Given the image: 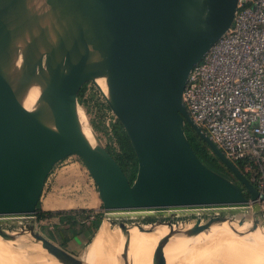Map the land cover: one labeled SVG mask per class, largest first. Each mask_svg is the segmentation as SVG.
I'll return each instance as SVG.
<instances>
[{"label":"water","instance_id":"95a60500","mask_svg":"<svg viewBox=\"0 0 264 264\" xmlns=\"http://www.w3.org/2000/svg\"><path fill=\"white\" fill-rule=\"evenodd\" d=\"M236 4L0 0V236L15 240L29 234L62 264H86L36 227L45 179L72 154L81 158L96 184L102 217L122 234L121 264L129 263L133 225L147 231L168 227L152 264H167L169 242L214 223L235 222L237 211L251 209L252 222L242 231L229 225L233 231L262 225L264 193L191 119L183 101L190 70L229 28ZM98 77L105 78L106 91ZM87 82L99 89L129 137L138 164L132 182L92 127L93 144L82 131L78 91ZM33 87L38 93L27 108L22 95ZM185 124L236 179L197 156ZM189 214H197L193 223L189 216L173 220ZM144 216L155 219L144 223L139 220ZM245 221L241 217L238 223ZM11 224L16 226L3 227Z\"/></svg>","mask_w":264,"mask_h":264},{"label":"built area","instance_id":"2783aa9c","mask_svg":"<svg viewBox=\"0 0 264 264\" xmlns=\"http://www.w3.org/2000/svg\"><path fill=\"white\" fill-rule=\"evenodd\" d=\"M183 101L264 193V0H237L229 28L190 70Z\"/></svg>","mask_w":264,"mask_h":264},{"label":"bare ground","instance_id":"6f19581e","mask_svg":"<svg viewBox=\"0 0 264 264\" xmlns=\"http://www.w3.org/2000/svg\"><path fill=\"white\" fill-rule=\"evenodd\" d=\"M37 4H38V2H36V5ZM30 5H32V1H30ZM96 81L99 83L101 88L104 91H106L105 78L104 77H98L96 79ZM37 93H38V89L33 87L27 93L22 95V102H23L25 107H27V108L33 107ZM78 114H79V120L81 123L82 131L85 134V136L89 139V141L93 144L94 136H93L91 127L88 123L86 114L82 109L78 110ZM247 223L248 222L245 221L243 224L238 226L237 229L240 228L241 226L247 224ZM222 224H225L227 226H223L221 228H219V227L215 228V226H219ZM229 225L237 226L235 223L233 224L231 221L230 222L229 221H223L221 223H214L208 229L202 230L198 234L189 238V239H193V238L197 237L198 235H200L203 237L200 242H197V239H194L193 241H189V242L188 241H178V240H182L183 238H176L174 241L169 242V244H167V245H171V243H173L174 246H176V248H178V254L174 258H175V260L178 259L177 261L180 260L182 262H183V260H185L187 258L186 250H189V255H190L189 259H192L191 257L194 254V252H196V251L200 252V253H198L199 254L198 260L200 261L199 264H227V263L229 264L230 261H232V262L235 261L236 264H264V256H263L264 254H262L261 249H260V248H263L262 246H264V235L262 236V234L260 233L261 235H259L257 237V239L253 240L251 238L244 237L243 233L235 232V234L238 235V238H234V236H235L234 232L229 227ZM114 227H117V226L114 225ZM184 227H187V226H184ZM258 227L259 226H257L256 228H258ZM211 228H213V229H211ZM224 228L229 229L228 233L227 232H223V233L227 234L230 241L223 242V243H219L217 241V242L213 243L212 245H210L209 248L207 246L205 247V244L202 248H198V246L200 244H202V241L205 238L204 236H206V234H202L204 231L211 229V233L216 238V236H218V233H222V229H224ZM167 229H168L167 225H164V224L155 226V228L151 231L140 230L135 225L131 226L129 228L130 241H129V247H128V259H131V260H129L128 264H152V259H153V255L155 253V249H156V246L158 243V239L161 237V235H163L167 231ZM240 230H241V228H240ZM240 230H238V231H240ZM121 235L122 234L118 228L113 229L112 226H110L108 221L103 222V227L98 234V238H97V242H96V246H95V250H94V252H95L94 253V255H95L94 263H98V264H121V262H119V259H118V252L120 251L121 245L123 244V237ZM255 235H257V234L255 233ZM213 236L210 235L209 238L211 240L215 239V238H213ZM251 236H252V234H251ZM0 238H2V237H0ZM211 240H209V242H211ZM11 241H14L15 244L19 243L18 246L23 244L21 246H24V247H28L29 244L33 245L34 247L40 245L39 242H35L34 244L30 243L29 241L26 240L25 236H23V235L18 236L15 240L7 241L4 239H0V254L14 255L15 260L20 261L21 264L22 263L23 264L24 263L29 264V261L31 262V259L34 258V255H35V253L37 254V252H34V255L32 257H30V260H29L28 256L32 255L33 253L31 254V252L35 251V250L32 249V251L30 252V250L28 249L29 252L27 253L28 250L26 251L27 255L25 254L26 256H21L20 257L21 260H20L18 258V255H17L20 251L17 253L15 250H13V249H16V250H19V249L16 248V246H14L12 243H10ZM223 246H225V247H223ZM41 249H42V247H41ZM21 250H23V249H21ZM43 250H44V248H43ZM199 250H201V251H199ZM255 250H258L260 253L257 256L259 258V260L255 259V256L257 254V253H255L256 252ZM135 251H137L136 254H135ZM192 251H193V254H192ZM38 252H39V255L37 254L35 256L36 260L38 261V264H46L44 262L45 258L46 257L51 258V256L49 254H46V252L44 253L43 251H42L43 253L41 251H38ZM22 253H24V252H22ZM40 253H42V254H40ZM0 256H2V255H0ZM182 256H184L183 260H181ZM224 258H226V260L228 262H226V260H224V262H223L222 259H224ZM34 261H35V259H34ZM33 262H32V264H33ZM53 262L55 263V261H53ZM56 262H59V261H56ZM85 262H86V264H91L88 261H85ZM35 264H37V263H35ZM56 264H58V263H56ZM184 264H185V262H184ZM230 264H232V263H230Z\"/></svg>","mask_w":264,"mask_h":264},{"label":"rangeland","instance_id":"374dc122","mask_svg":"<svg viewBox=\"0 0 264 264\" xmlns=\"http://www.w3.org/2000/svg\"><path fill=\"white\" fill-rule=\"evenodd\" d=\"M84 97H87L88 98V101H86V103H85V105H83V104H81L80 102H79V109H82L84 112H85V114H86V117H87V120H88V123H89V125L92 127V129L94 130V132H95V134L98 136V138H99V141H100V143L101 144H103L105 147L107 146V145H111V146H114V147H116V145H117V143L115 142V141H113L112 139H110L109 137H108V133H109V125H110V122L112 121V119H113V117L115 116L114 114H113V112L111 111V109L110 108H108L107 106H106V101H105V99H104V97L102 96V94H101V92L99 91V89L92 83V82H87L86 83V88H85V91H84V95H83ZM103 125H105L106 126V129H107V131H108V133L107 132H105L104 131V129L102 128L103 127ZM101 127V128H100ZM208 131V130H207ZM94 142H95V138H94ZM67 157V156H66ZM68 159H77V160H79L80 161V163L82 164V165H84V163L78 158V156H76V155H70V157H68ZM234 163H236V160H232ZM63 164H64V162H62ZM85 166V165H84ZM88 171V170H87ZM250 176V175H249ZM231 178H233V179H236L234 176H232ZM78 181V185L80 184V182L82 183V180H80V179H78L77 180ZM64 192H58V191H56L55 193H53V194H51L50 196L52 197L51 199H58V198H60V197H65L64 196ZM66 196H71V194H67ZM47 197V195H46V192L43 194V196L41 197V199H40V206L42 205V207H43V205H45V203H43V200L45 199ZM100 210H102V208L100 209ZM196 215L197 214H189V215H182V216H174V218H173V220H175V219H180V218H185V217H187V216H189V221H190V223H193V221H194V219H195V217H196ZM202 216H203V214H201ZM252 216H253V212H252V210L251 209H249V210H246V211H243V210H241V211H237L236 213H235V217H236V220H235V222H232L233 224L235 223L237 226H240V224L238 223V220H239V218H241V217H244L245 218V220L248 222L247 224H245V225H243V226H241L240 228H241V230H240V228H238V230H240V231H242V230H246L249 226H250V224H251V222H252ZM103 218V217H102ZM155 219V217H149V216H144V217H140L139 218V220L140 221H142V222H144V223H148V222H150V221H152V220H154ZM104 222H106V221H104ZM102 223V222H101ZM50 224V223H49ZM103 224V223H102ZM102 224H101V226H100V228H99V231H98V233H95L96 234V236H95V238H94V240L92 241V242H90L89 243V245L87 246V245H84L83 243H80L79 245H77L76 246V244L75 245H71L72 243L71 242H73V240H77L75 237H73L72 238V241L71 242H69L68 241V243H67V241L65 240V239H68L69 237H68V233L66 232L65 234H64V236L63 237H61V239H56V238H53L49 233H50V231H51V229H54V227H52V228H50L47 224H46V222H45V219H41V220H37L36 219V227H37V229L41 232V233H43L44 235H47L51 240H53L54 242H56L57 244H59V245H61V246H63V247H65L66 249H68V250H70V251H72L73 253L75 252V254L77 255V256H83L84 257V259H85V261H88V262H90L91 264H98V263H94V257H95V255H94V250H95V246H96V242H97V238H98V234H99V232L101 231V229H102ZM46 225V226H45ZM16 225L15 224H11L10 226L9 225H3V227L7 230L8 228H14ZM223 226H227V225H225V224H222V225H219V226H215V228H221V227H223ZM112 228L114 229V228H118V227H114V226H112ZM214 228V227H213ZM213 228H211V229H213ZM76 229V228H75ZM119 229V228H118ZM211 229H209V230H207V231H204L202 234H206V236H204L205 238H204V240L202 241V244H200L199 246H198V248H202L203 246H204V244H205V247L207 246L208 248L210 247V245H212L213 243H215V242H219V243H223V242H228V241H230V239H229V237L227 236V234H225V233H223V232H229L228 230V228H224V229H222V233H218V236H216V238L213 236V234L211 233ZM213 231V230H212ZM82 234H83V232L82 231H80ZM234 232V238H238V235H236L235 234V231H233ZM237 233H239V232H237ZM255 233L257 234V235H255ZM262 234V236L264 235V223L262 224V225H260L258 228H256V229H254V230H252V231H248V232H243V235H244V237H248V238H251V239H257V237L259 236V235H261ZM233 234V233H232ZM251 234H252V236H251ZM84 235V234H83ZM210 235L211 236H213V238H215V239H210L209 237H210ZM51 236V237H50ZM237 236V237H236ZM1 237V236H0ZM65 237H67V238H65ZM94 237V236H93ZM25 238H26V240L27 241H29L30 243H35L36 241H34V239L32 238V237H30L29 236V234H27V235H25ZM203 237L202 236H200V235H198L197 237H195V238H193V239H189V238H187V239H182V240H178V241H193L194 239H197V242H200L201 241V239H202ZM0 239H3V238H0ZM93 239V238H92ZM5 240V239H4ZM209 240H211V242H209ZM7 241H9V240H7ZM241 241V240H240ZM16 242V241H15ZM77 242H78V240H77ZM205 242V243H204ZM256 242V241H255ZM10 243H12L14 246H16V248H18L19 250H16V249H13V250H15L18 254V258L20 259V257L21 256H26L27 255V253L29 252V250H30V252L32 251V249L33 250H35V251H32L31 252V254L32 255H30V256H28V258H29V260H30V257H32L33 255H34V252H37V254L39 255V252L38 251H43L44 253L46 252V254H49L50 256H51V258H45V260H44V262L46 263V264H56V263H58V264H61L60 262H56V261H58L57 259H55V257L53 256V255H51L50 253H48L47 251H46V249L44 248V250H43V247L42 246H33V245H28V247H24V246H21V245H23V244H21V245H19L18 246V244H15L14 243V241H11ZM17 243V242H16ZM41 247H42V249H41ZM223 247H225V246H223ZM263 248H260L261 249V252H262V254H264V246H262ZM137 248V247H136ZM257 248V247H256ZM21 249H23V250H21ZM29 249V250H28ZM41 249V250H40ZM28 250V251H27ZM37 250V251H36ZM26 251H27V253H26ZM199 251H201V250H199ZM256 252L255 253H257L256 254V256H255V259H257V260H259V258L257 257L260 253H259V251L258 250H255ZM258 251V252H257ZM22 252H24V253H22ZM42 252V253H43ZM136 252L137 251H135V254H136ZM42 253H40V254H42ZM198 253H200V252H194V254H193V251H192V259H189V257H190V255H189V250H186V256H187V258L185 259V260H183L184 259V256H182V258H181V260H183V262L182 261H177V260H175V256L178 254V248H176V246H174V244L173 243H171V245H167V247H166V249H165V256H166V261H167V264H184V262H185V264H199V260H198V257H199V254ZM21 254V255H20ZM23 254V255H22ZM26 254V255H25ZM30 254V253H29ZM28 254V255H29ZM36 253H35V255H34V258L33 259H31V262L29 261V264L31 263L32 264V262L34 261V259H35V261L33 262V264H35V263H37L38 264V261L36 260V255H37ZM0 255H2V256H0V264H21V262L20 261H18V260H15V256L14 255H7V254H0ZM253 255V254H252ZM251 255V256H252ZM49 256V257H50ZM264 256V255H263ZM226 257V256H225ZM232 257V256H231ZM174 258V259H173ZM21 260V259H20ZM129 260H131V259H129ZM223 260V262H224V260H226V258H224V259H222ZM53 261H55V263L53 262ZM20 262V263H19ZM226 262H228L227 260H226ZM230 263H232V264H236V262L235 261H230L229 262V264ZM23 264V263H22ZM25 264V263H24ZM26 264H28V263H26ZM228 264V263H227Z\"/></svg>","mask_w":264,"mask_h":264},{"label":"trees","instance_id":"16d2710c","mask_svg":"<svg viewBox=\"0 0 264 264\" xmlns=\"http://www.w3.org/2000/svg\"><path fill=\"white\" fill-rule=\"evenodd\" d=\"M85 88H86V83L78 91V101L83 105H85L86 101H88V98L83 96ZM105 104L109 108L108 104L107 103ZM187 126L194 133L193 139L189 137L188 135L187 137H188V140L193 150L197 154V156L206 165L224 174L222 170V167L224 166V164L222 163V161L209 149L207 144L199 137L197 132L189 124H187ZM102 128L104 129L105 132L108 133L105 125H103ZM108 137L112 139L113 141H115L117 145L116 147L107 145L106 146L107 150L117 160V162L119 163V165L121 166L125 174L127 175L129 181L132 182L136 175L137 165H138L136 154L132 148L129 137L126 131L124 130L122 123L115 116L110 122ZM78 158L81 160L80 157ZM235 165L246 175V177L253 183V185L256 186L255 181L250 179L249 172L244 170L242 160H236ZM245 195L248 196V193H245ZM56 214L59 215V220L55 224L54 226L55 228L51 229L49 234L53 238L61 239L62 236L60 234L59 229L61 228L62 225L78 224L81 227L80 231H82L84 234L83 244H87L91 240L93 234L95 233L102 219V210L95 211L94 209H88V208L58 209V210L43 209L40 206V200H38V203L36 206L37 220L49 218ZM90 215H93V217L90 218ZM99 227L97 230H99ZM95 236L96 234H94L92 241L94 240Z\"/></svg>","mask_w":264,"mask_h":264},{"label":"crops","instance_id":"0c3cea01","mask_svg":"<svg viewBox=\"0 0 264 264\" xmlns=\"http://www.w3.org/2000/svg\"><path fill=\"white\" fill-rule=\"evenodd\" d=\"M68 157H70V155H68L61 161L57 162L53 166L50 173L47 175L43 188H42L40 199L45 192H46L47 197L43 200V203H45V205H43V207L41 205V207L43 209H52V210L78 209V208L94 209L95 211L100 210L102 206V202L99 197L96 184L93 181L91 175L87 171L86 167L82 165L79 160L68 159ZM62 162H64V164ZM78 179L82 180V183L80 182L79 185L77 181ZM56 191H58L59 193L64 192L65 197H60L58 199H51L52 197L50 195L55 193ZM68 193L71 194V196H66ZM44 219H45L46 224L50 228H52L58 222L59 215L56 214L52 217L44 218ZM104 221H107V220L102 218L99 225L101 226V224ZM110 226H114V225L110 224ZM102 227H103V224H102ZM80 229L81 227L78 224L76 225L64 224L61 226L59 231L62 237L64 236L66 232L69 234L68 235L69 238L65 239L67 243L68 241L71 242L72 238L75 237L78 240V242L77 240H73V242H71L72 243L71 245L76 244L77 246L80 243L84 242L83 240L84 235L80 232ZM96 231L95 233H98ZM91 240L87 244H84V245L88 246ZM79 257L84 258L83 256H79Z\"/></svg>","mask_w":264,"mask_h":264},{"label":"flooded vegetation","instance_id":"af4514ba","mask_svg":"<svg viewBox=\"0 0 264 264\" xmlns=\"http://www.w3.org/2000/svg\"><path fill=\"white\" fill-rule=\"evenodd\" d=\"M185 132H186V134L189 136V137H191L192 139H193V137H194V133H193V131H191V129L187 126V124H185ZM222 170H223V172H224V174L225 175H227V176H229V177H232V176H234V174L224 165L223 167H222ZM235 177V176H234Z\"/></svg>","mask_w":264,"mask_h":264}]
</instances>
